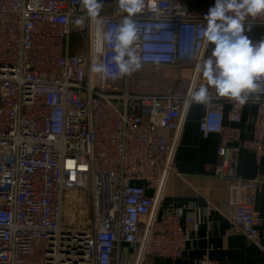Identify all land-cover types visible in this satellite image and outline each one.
I'll list each match as a JSON object with an SVG mask.
<instances>
[{
  "label": "built area",
  "instance_id": "2783aa9c",
  "mask_svg": "<svg viewBox=\"0 0 264 264\" xmlns=\"http://www.w3.org/2000/svg\"><path fill=\"white\" fill-rule=\"evenodd\" d=\"M99 2V15L91 17L82 0H0V264L179 259L198 230L197 215L185 207L161 215L159 207L167 178L177 173L189 97L207 85L197 65L210 48L203 38L208 11H195L191 0H156V12L135 14L142 65L191 70L186 89L139 92L131 89V74L113 80L92 71L99 31L115 29L127 15L117 0ZM245 25L264 26V16L248 17ZM75 31L85 43L80 52ZM113 55L106 45L99 60L114 69ZM209 93L198 126L205 136L220 137L213 174L228 182L229 196L208 205L258 242L255 195L264 178L241 177L237 155L247 149L257 160L264 157V91L243 105L212 88ZM250 103L256 104L252 133L243 138L240 123ZM72 190L90 193L88 225L64 224V199ZM193 264L211 261L203 256Z\"/></svg>",
  "mask_w": 264,
  "mask_h": 264
},
{
  "label": "crops",
  "instance_id": "0c3cea01",
  "mask_svg": "<svg viewBox=\"0 0 264 264\" xmlns=\"http://www.w3.org/2000/svg\"><path fill=\"white\" fill-rule=\"evenodd\" d=\"M191 3L193 4V1ZM248 26L245 25V34L250 39H264V27L251 26V30L248 31ZM211 48L212 46L209 48L208 56L211 54ZM162 90L161 87L157 92ZM203 113L202 104L193 102L190 105L175 152L174 162L177 173H171L167 178L159 207L160 215L172 207H185L188 213L197 215L198 230L195 234H191L183 257L179 259L150 257L148 262L149 264H193L195 258L206 256L211 264H264V183L255 195V210L262 218L261 238L256 242L241 232L220 211L208 205V201L216 204L225 201L229 194L228 182L213 174V167L220 161L217 155L220 137L216 133L205 136L199 130L198 122ZM255 113V103L248 104L243 111L240 123L243 138L251 136ZM229 114L230 108L226 104V122ZM164 132L170 139L175 135L171 130ZM237 172L245 178L254 176L264 178V157L257 160L252 151L240 149L237 155ZM142 184L147 187L148 194L153 195L154 187L144 182Z\"/></svg>",
  "mask_w": 264,
  "mask_h": 264
},
{
  "label": "clouds",
  "instance_id": "9594fccd",
  "mask_svg": "<svg viewBox=\"0 0 264 264\" xmlns=\"http://www.w3.org/2000/svg\"><path fill=\"white\" fill-rule=\"evenodd\" d=\"M119 8L127 15L121 23L111 30L98 33L97 62L92 71L102 79H117L130 75L142 67L141 56L137 50L140 29L133 17L147 8L156 12V0H117ZM91 17L99 15V0H82ZM264 16V0H215V5L204 17L206 27L203 31L205 48L211 54L201 57L197 72L207 81V85L194 88L188 102L207 104L209 89L215 90L218 97L229 98L245 104L252 94L264 91V39L254 43L246 34L245 21ZM79 22V21H78ZM251 30V25L248 26ZM111 45L114 55L111 63L99 60L105 46Z\"/></svg>",
  "mask_w": 264,
  "mask_h": 264
},
{
  "label": "rangeland",
  "instance_id": "374dc122",
  "mask_svg": "<svg viewBox=\"0 0 264 264\" xmlns=\"http://www.w3.org/2000/svg\"><path fill=\"white\" fill-rule=\"evenodd\" d=\"M192 8L195 11L209 10L214 6L215 0H191ZM80 26H78L79 28ZM264 27V26H259ZM74 50L80 52L84 49V41L75 31L72 36ZM187 69V68H186ZM186 69L162 68L158 66H145L132 73L131 89L139 92H157L162 87V91L168 85H175L178 89H186L188 78L191 72ZM191 74V73H190ZM189 75V77H188ZM64 224L66 225H88L92 220V207L90 203V193L88 190L68 191L64 199L63 207ZM134 257L135 255L132 254ZM145 264H149L148 259Z\"/></svg>",
  "mask_w": 264,
  "mask_h": 264
},
{
  "label": "bare ground",
  "instance_id": "6f19581e",
  "mask_svg": "<svg viewBox=\"0 0 264 264\" xmlns=\"http://www.w3.org/2000/svg\"><path fill=\"white\" fill-rule=\"evenodd\" d=\"M99 41L98 38L96 37L95 41H94V49L97 51V47H98Z\"/></svg>",
  "mask_w": 264,
  "mask_h": 264
}]
</instances>
